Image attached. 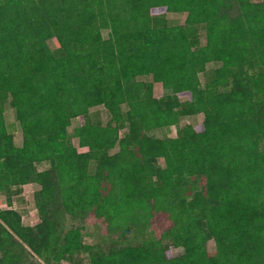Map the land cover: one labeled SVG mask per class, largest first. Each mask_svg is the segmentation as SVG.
Masks as SVG:
<instances>
[{
  "label": "trees",
  "instance_id": "obj_1",
  "mask_svg": "<svg viewBox=\"0 0 264 264\" xmlns=\"http://www.w3.org/2000/svg\"><path fill=\"white\" fill-rule=\"evenodd\" d=\"M232 1L235 17L228 0H0V264L23 253L44 264L76 254L89 264H264V0ZM168 13H187L186 25H165ZM8 100L21 147L5 124ZM100 106L107 124L87 118ZM199 114L202 123L181 127ZM80 117L83 152L68 136ZM171 127L176 138L149 135ZM200 177L205 186L194 192ZM32 183L41 187V222L26 227L12 199ZM60 206L71 216L93 212L109 228L164 231L160 240L96 250L80 229L61 236ZM171 247L184 255L171 257Z\"/></svg>",
  "mask_w": 264,
  "mask_h": 264
},
{
  "label": "rangeland",
  "instance_id": "obj_2",
  "mask_svg": "<svg viewBox=\"0 0 264 264\" xmlns=\"http://www.w3.org/2000/svg\"><path fill=\"white\" fill-rule=\"evenodd\" d=\"M253 3H259L262 0H251ZM230 7L226 9L227 13L235 17L239 14L238 6L232 0H228ZM229 4V3H228ZM187 13H168L165 15V25L167 26H185L187 20ZM164 22V21H163ZM198 33V38L200 40V45L206 44V28L204 25H200L196 28ZM103 37L105 39L109 36V31H103ZM48 45L51 50L55 51L58 49L59 44L56 39H51L48 42ZM219 64H209L207 66V71L200 75L201 82L204 84L207 82L209 75L212 70L219 67ZM139 81L151 82L152 78L149 76H142L138 78ZM153 95L155 98H161L163 95V87L161 83H155L153 89ZM181 102H186L188 100L187 96L180 98ZM123 109L126 111L127 106L124 105ZM4 110V120L7 127V130L14 137V143L16 146L21 147L23 145V133L19 121L16 118V113L11 107L9 100L3 106ZM93 124L102 123L107 124L110 121L109 112L102 106L95 107L90 110L89 116L87 117ZM87 118L80 117L73 120L71 127L68 130V136L71 140L73 146L79 151L83 152L85 149L80 147L79 138L76 136V129L84 125ZM204 120V115L199 114L191 117H184L181 119V127L191 125L197 126L202 123ZM126 130L121 131L123 136ZM149 135L164 139V138H176L177 128L171 127L161 130H154L149 133ZM262 148H264L262 146ZM119 146L110 152V155H113L119 151ZM157 165L159 167H165L164 159H158ZM49 166L41 165L38 167L39 170L48 169ZM94 167H90V172L93 173ZM194 180V179H193ZM194 192L202 190L205 186V177H200L193 181ZM38 184H28L24 187V190L20 195L13 196V209L18 211L21 214L22 224L26 227H35L41 222V216L39 214L35 194L40 190ZM3 196V195H2ZM4 197V196H3ZM3 197L0 196V199ZM192 198L189 197V199ZM3 209H6L5 205L1 206ZM55 219L57 220L60 234L63 237L64 234L71 229H80L82 234V241L85 244H88L96 250H104L108 252L109 249L115 246H138L146 240H151L155 238L157 240L161 239L162 233L164 230L156 225L155 227H144L131 225L125 230H120L118 228H109V224L104 221L103 218L95 216L93 212H81L78 211L75 215L71 216L66 214L64 209L60 206V211L56 214ZM1 223V221H0ZM168 223V222H167ZM171 223V222H170ZM167 224L165 228L167 229ZM163 245H171L172 242L169 239L164 240ZM171 257L179 258L184 255V249L182 247H171ZM205 248L208 252H213L216 249V244L214 240H209L205 244ZM13 254H21V248L16 246L13 250ZM2 253H0V256ZM29 253H23L22 257L16 264H44L36 256L29 257ZM51 264H89V257L85 254H76L68 260H60L59 262L53 261Z\"/></svg>",
  "mask_w": 264,
  "mask_h": 264
},
{
  "label": "crops",
  "instance_id": "obj_3",
  "mask_svg": "<svg viewBox=\"0 0 264 264\" xmlns=\"http://www.w3.org/2000/svg\"><path fill=\"white\" fill-rule=\"evenodd\" d=\"M159 130H161V129H159Z\"/></svg>",
  "mask_w": 264,
  "mask_h": 264
}]
</instances>
